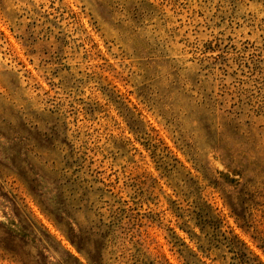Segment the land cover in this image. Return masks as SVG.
Listing matches in <instances>:
<instances>
[{
    "label": "clouds",
    "instance_id": "1",
    "mask_svg": "<svg viewBox=\"0 0 264 264\" xmlns=\"http://www.w3.org/2000/svg\"><path fill=\"white\" fill-rule=\"evenodd\" d=\"M72 5L0 34V264H264V0Z\"/></svg>",
    "mask_w": 264,
    "mask_h": 264
},
{
    "label": "rangeland",
    "instance_id": "2",
    "mask_svg": "<svg viewBox=\"0 0 264 264\" xmlns=\"http://www.w3.org/2000/svg\"><path fill=\"white\" fill-rule=\"evenodd\" d=\"M83 0H81V3ZM12 3L17 4L19 7L13 9V11L8 12L2 4H0V34L8 37L10 40H14V37L11 35L12 31H15L17 28H26V30L32 29H41L49 30L54 28L66 29L65 39L66 41L72 40L73 37L78 35L79 30L76 28V16L75 13L78 11H82V9H78L75 5L71 6V9L62 7L64 0H12ZM35 5V6H34ZM73 13L69 15V11ZM91 16V13H89ZM85 31L88 29L94 28L93 23L88 22V17H84ZM93 39L96 43L93 47H98L101 52H105V59L110 65L115 64V59L113 57L116 56V53H108L105 45L101 42V37L95 32H91L89 37H85L87 39ZM232 37H228L229 42ZM228 45H225L227 47ZM17 47L19 45L17 44ZM220 48L219 42L209 41L205 45V51L209 54L217 52ZM77 52H82V60H87L89 56V52L86 49L85 44L81 43L77 46ZM117 71L119 69L117 68ZM135 100V97H132ZM158 125H154V129H158ZM164 144H170L169 141L164 139L162 141ZM155 150H159L158 146L153 145ZM119 183V181H116ZM172 240L175 245L183 246L181 238L173 232L171 235ZM247 242V244H245ZM160 244L166 245L164 240L159 241ZM238 243L248 245L252 244V241L246 235H241L238 237ZM259 247V245H257ZM164 252L166 254H171V250L165 246Z\"/></svg>",
    "mask_w": 264,
    "mask_h": 264
}]
</instances>
